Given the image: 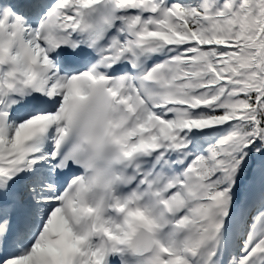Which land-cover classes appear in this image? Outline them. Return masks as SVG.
<instances>
[{"label": "snow or ice", "instance_id": "6c2138e0", "mask_svg": "<svg viewBox=\"0 0 264 264\" xmlns=\"http://www.w3.org/2000/svg\"><path fill=\"white\" fill-rule=\"evenodd\" d=\"M0 264H264V0H0Z\"/></svg>", "mask_w": 264, "mask_h": 264}]
</instances>
